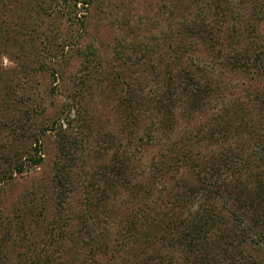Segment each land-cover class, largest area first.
Masks as SVG:
<instances>
[{
    "label": "rangeland",
    "instance_id": "374dc122",
    "mask_svg": "<svg viewBox=\"0 0 264 264\" xmlns=\"http://www.w3.org/2000/svg\"><path fill=\"white\" fill-rule=\"evenodd\" d=\"M254 2L0 0V264H264V163L253 155L264 143V77L228 60L248 39L231 46L224 35L246 27ZM206 28L221 34L219 53L194 34ZM259 30L263 45L264 17ZM185 69L208 81L206 104L188 115L175 101L169 139L155 141L143 98ZM186 139L193 162L224 163L228 191L215 194L212 178L175 160L152 170L147 145L169 156ZM9 166L23 171L4 177ZM196 184L211 199L183 208Z\"/></svg>",
    "mask_w": 264,
    "mask_h": 264
},
{
    "label": "trees",
    "instance_id": "16d2710c",
    "mask_svg": "<svg viewBox=\"0 0 264 264\" xmlns=\"http://www.w3.org/2000/svg\"><path fill=\"white\" fill-rule=\"evenodd\" d=\"M254 4L256 8V10H254L255 15L251 19L246 20V27H242L240 25L235 26L233 28L227 27L224 30V35L226 36V38L229 39V43L231 44V46H235V44H237V42L239 41L244 42L245 40L248 39L249 44H250L248 46V50L246 48V50H242V51H233L230 54V56H228L229 57L228 60L233 65H237L241 67V69L243 70L251 69L248 67L256 68L257 71L259 72V76L264 77V44L263 45L259 44V37H260L259 23L264 17V2L260 0H255ZM234 16L235 15L232 16L233 19H234ZM240 27H242L243 29L239 30ZM194 34L199 36V39H203L206 42L208 47L211 49L212 53H215V52L219 53V51L223 48L221 47L223 45H221L216 39L220 37L221 34L217 33L216 35L215 31L212 29H209V30L207 28L203 30L197 29L194 31ZM176 51L179 52V50H175V52ZM176 56L178 60H181L182 55L180 52L177 53ZM211 58L213 59V56H211ZM199 67H201L202 70L206 69V66L204 67L199 66ZM254 71L256 70L254 69ZM189 72L190 70L188 69L181 71L179 73L180 80L178 81H175L174 78L170 77L168 81H166L165 83H161L160 86L157 85V88L155 89L154 94L143 98L144 103H145V107L143 111L146 110L147 112L148 110V116H149V122L147 125L151 124L152 129H155V131L157 132L156 133L152 131L153 133H151V135L149 134V136L151 138L157 137L155 138V141L159 140L158 132L162 134V137L165 140L169 139L170 135L168 134L170 131H172V128H173L172 124L169 123L170 116H171L170 113H171V110L173 108L175 101H179L180 98L184 100L185 110L188 111L187 112L188 115L190 113L194 114L196 112H200L203 104L204 103L206 104V102H204L206 99L205 97L206 95L202 93V91H204L203 87L205 86L208 87V83H207L208 81H203L202 73L199 75H195V74L191 75ZM207 91H209V89ZM128 100L132 108H134L135 106H137L138 109L140 108V105H139L140 103H137L136 105V103H134L135 101L133 100V98L128 97ZM151 107H153L154 111L151 109ZM159 113L165 114V120L161 119L158 122L155 121V114H159ZM188 140L190 139L182 140L180 142L179 141L174 142L175 144H177V146L173 144L170 145V147L168 146V149L166 151L168 152L170 157L168 155L165 156V154H160L159 152H155V154H152L154 150L153 148L156 142H154L153 144L151 143L147 145L148 149L145 148L144 149L145 152L151 154L152 159L155 160L149 164L151 165L154 162H157L156 164H154L155 166L152 167V170H157L159 172L166 173L165 171L166 169L163 170L162 167L167 165L166 162L169 159L175 160L176 163L177 161L179 162V165L187 164V169L189 170H191L192 168L193 169L196 168L195 169L196 174L199 178H202V177L204 179L208 178V180L212 178L213 180L210 181L211 191H213L215 194L217 192L215 188L217 187H219V189L223 187L228 191L229 186H230L229 180L231 179V177L230 175H228L226 176V178H224V176H222L221 174L222 171H219V169L223 166L224 163L220 161L217 165H209V167H206L205 164L198 165L199 163L197 164V162H193L192 160H190V154H189L190 152H189V149L186 147V144H188ZM224 140L226 141L228 139H224ZM228 146L229 147L227 149L229 150L231 148L230 146L232 145L228 144ZM256 148L257 149L253 151L254 152L253 155L257 158L258 163H262V162L264 163V143L262 142V144L256 145ZM231 151L232 149L230 150V152ZM225 153H226V150L224 149L221 155L223 156ZM237 158H238L237 154H235L230 157V160H236V162L239 165L240 164L238 162L239 159ZM159 159L161 160V162L159 161ZM249 159L250 158H248V160H245V161L247 163L251 162V160ZM29 161L33 165H39L41 164L42 159H38V160L30 159ZM184 161L186 162L184 163ZM240 161H243V159H240ZM124 164L120 166L119 168H125V167L127 168V163H124ZM238 165L236 167H238ZM200 167H205L207 169L202 170ZM14 170L15 171L17 170L20 173L23 171V168L9 166V168H7L6 170L7 173L4 174V177H6V175L8 177H12V174H13L12 172ZM106 172H107V169H105L104 176ZM109 173L110 175H112L111 167L109 169ZM115 173H119V171ZM63 176H64L63 183L61 186H63V184L64 183L66 184L67 182H69V185H70L69 175L64 172ZM202 182L204 183V180ZM186 189L187 190L185 192L183 191L181 194V196H183L184 197L183 199L185 200L184 203H181L183 204L182 205L183 208L187 206L194 207L195 205L201 204L202 202L211 199V197H208L207 195L204 194L205 189L203 188V184H200L199 186L196 184L194 187L192 188L187 187ZM231 213L240 225L244 224V221L242 220V216L237 214V211H232ZM204 221L206 222L207 220H204ZM206 223L209 224V221H207ZM209 228H210V225H209ZM129 231L130 233H136V231L132 230V228ZM104 235H105L104 233L101 234V236H104ZM256 236H257V243H259L257 245L258 246L260 245L262 248H264V232L261 231V233H257ZM191 241L193 242H190V244L192 243L194 246H200V247H196L197 250L202 249L204 251H208V246L210 245L208 242V238H204L203 240H200L197 236L194 235L191 237ZM257 264H260V261L257 262Z\"/></svg>",
    "mask_w": 264,
    "mask_h": 264
}]
</instances>
